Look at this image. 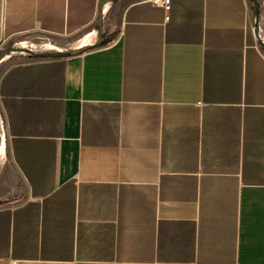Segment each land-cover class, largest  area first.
<instances>
[{"label":"crops","instance_id":"crops-1","mask_svg":"<svg viewBox=\"0 0 264 264\" xmlns=\"http://www.w3.org/2000/svg\"><path fill=\"white\" fill-rule=\"evenodd\" d=\"M101 2L0 0V49L87 30ZM120 2L90 47L0 76L23 182L0 198V264H264V49L248 1Z\"/></svg>","mask_w":264,"mask_h":264},{"label":"rangeland","instance_id":"rangeland-1","mask_svg":"<svg viewBox=\"0 0 264 264\" xmlns=\"http://www.w3.org/2000/svg\"><path fill=\"white\" fill-rule=\"evenodd\" d=\"M249 5L250 20L252 23V28L257 36L260 45L264 49V0H247ZM110 8L104 13L103 17V28H115L118 25V20L125 6L124 2L120 0H112L110 3ZM98 20V18H97ZM94 24L87 30L79 32L73 36L53 34L44 32L41 30H35L26 34H21L16 36L11 40H7L3 47L0 49V57L8 58L0 62V76L9 64L21 60V58H27L29 56L38 57H53L52 55H44L47 52H58L57 50H45L44 45L51 44L55 47L60 48L59 51H64L71 49L74 45L80 43L83 37L89 32L95 31V36L100 33L97 23ZM101 31V33L103 32ZM263 38V39H262ZM94 42V41H92ZM21 43L30 46V48L23 50L20 46ZM23 51V52H22ZM6 136L5 121L3 118L2 111L0 109V144L3 140V134ZM23 190L22 179L17 176L12 164L9 160L8 147H6V153L0 158V198H12L21 194Z\"/></svg>","mask_w":264,"mask_h":264},{"label":"bare ground","instance_id":"bare-ground-1","mask_svg":"<svg viewBox=\"0 0 264 264\" xmlns=\"http://www.w3.org/2000/svg\"><path fill=\"white\" fill-rule=\"evenodd\" d=\"M111 1L112 0H103L102 1V6H101V8H100V14H101V17H102V24H103V17H104V13H106L107 12V10H109V8H110V3H111ZM94 36H95V31H92V32H89L88 34H86L85 35V37H83L82 38V40L80 41V43L78 44V50H80V49H83V48H86V47H89V46H91V44H92V41H93V39H94ZM263 39V38H262ZM20 46H21V48L23 49V50H25V48L26 49H28V48H30L31 49V47L30 46H27L26 44H24V43H21L20 44ZM44 49L45 50H57L58 52H47V53H45V54H63L64 53V51H59V50H61L60 48L58 49V47H55V46H53V45H51V44H46V45H44ZM23 52V51H22ZM9 55H7V56H3V57H1L0 58V61L2 60V59H4V58H7ZM4 154H5V142H4V137H3V140L1 141V144H0V158L2 157V156H4Z\"/></svg>","mask_w":264,"mask_h":264},{"label":"water","instance_id":"water-1","mask_svg":"<svg viewBox=\"0 0 264 264\" xmlns=\"http://www.w3.org/2000/svg\"><path fill=\"white\" fill-rule=\"evenodd\" d=\"M103 1V0H102ZM101 6H102V2H101ZM101 8V7H100ZM103 26V24H102V17H101V14H100V11H99V16H98V29H99V32L101 33V31H102V27ZM3 43V40H1L0 41V45ZM90 47V46H89ZM83 49H80V50H76V52H79V51H82ZM71 52H65L64 51V53L63 54H44V55H52L53 57H55V56H64V55H68V54H70ZM1 58V57H0Z\"/></svg>","mask_w":264,"mask_h":264},{"label":"built area","instance_id":"built-area-1","mask_svg":"<svg viewBox=\"0 0 264 264\" xmlns=\"http://www.w3.org/2000/svg\"><path fill=\"white\" fill-rule=\"evenodd\" d=\"M154 3L159 4L161 3L165 8L169 9L170 8V2L171 0H152Z\"/></svg>","mask_w":264,"mask_h":264}]
</instances>
